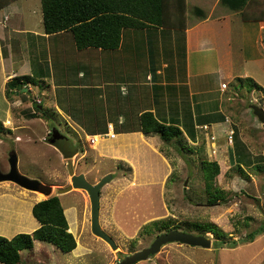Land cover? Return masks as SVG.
Here are the masks:
<instances>
[{
  "label": "rangeland",
  "instance_id": "374dc122",
  "mask_svg": "<svg viewBox=\"0 0 264 264\" xmlns=\"http://www.w3.org/2000/svg\"><path fill=\"white\" fill-rule=\"evenodd\" d=\"M216 1L186 0L187 23L205 20ZM252 4L247 11H255L262 22L259 25L251 22L244 29L239 27V19L234 18L233 42L235 39L237 56L243 57L240 48L245 37L246 57L237 61L236 78L231 83L227 80L215 83V77L210 76L217 95L221 88H228L223 96L227 106L221 107L223 113L213 114L220 124L208 125L209 130L205 131L206 125H201L209 122L208 119H199L200 125L195 132L204 135L197 136V143L189 146L178 139L167 143L158 134H154L158 145L146 140L150 147L136 137H132L131 144H123V138L99 143L98 137L85 138L79 128L71 127L54 107H44L45 113L41 114L36 107L24 109L21 115L16 113L15 117L27 121L32 118L27 119L25 113L36 117L18 130L20 139L12 136V130L0 131L3 137L0 171L10 172V156L16 153L19 173L51 189V192H37L10 181L0 182V236L5 234L3 237L12 239L18 234H32L35 231L32 229L40 227L32 207L58 196L65 209L69 232L77 243L72 253H64L52 244L35 241L32 249L21 253V264H119L150 248L159 235L172 230L208 237L212 247L169 244L137 264H264V231L254 242L245 241L248 235L264 228V124L253 115L250 107L258 105L264 109V1ZM19 5L27 12L35 11L43 21L41 0H20ZM195 8L203 10L205 17L196 15ZM206 58L209 59L207 70L213 72L211 53L206 54ZM222 83L226 88L221 87ZM43 90L44 86L36 90L37 105H45L48 101L45 92L41 94ZM1 108L0 121L3 122L6 115ZM75 108L79 114L85 107ZM88 117L94 120L93 114ZM88 117L84 115L79 119L81 125H88ZM97 122V128L89 131L107 126L104 117ZM57 129L59 135H54L55 140L63 141L61 134L78 148L73 157L65 158L50 143V135ZM114 156L124 158L117 160ZM161 157L170 159L171 171L166 172ZM203 161H216L220 166V174L210 191L204 185ZM69 163L75 174H84L93 185L112 175V180L100 192V225L118 245L116 251L92 233L91 202L87 192L75 189L58 195L59 189L71 184ZM9 226L10 231H1ZM210 226L215 229L214 233L208 232Z\"/></svg>",
  "mask_w": 264,
  "mask_h": 264
},
{
  "label": "crops",
  "instance_id": "0c3cea01",
  "mask_svg": "<svg viewBox=\"0 0 264 264\" xmlns=\"http://www.w3.org/2000/svg\"><path fill=\"white\" fill-rule=\"evenodd\" d=\"M221 1H216L205 20L187 23L185 29H125L116 50H79L71 32L46 34L35 11H25L19 5L20 0L10 4L0 10V107L6 115L0 123L20 139L18 130L34 120L15 115L36 107V90L44 86L41 94L45 92L48 101L40 107L59 110L67 123L79 128L85 138L98 137L99 143L123 138V144H131L132 137H136L147 147H150L147 139L158 145L157 135L149 138L139 130L140 116L152 112L161 123L179 127L186 144L197 143V136L204 135L195 132L200 125L198 121L203 117L209 122L201 125H219L213 114L223 113L221 107L227 106L223 96L228 88H221L217 95L210 76L215 77V83L218 80L231 83L236 78L237 61L246 57L245 37L240 48L243 57L237 56L234 18L239 19V27L244 29L251 22L258 25L262 22L245 20L243 11H232ZM208 53L214 62L213 72L207 70ZM20 76H29L34 82L9 99L7 84ZM75 107L85 108L78 114ZM91 114L94 120L88 117ZM84 115L89 119L85 126L79 120ZM103 117L107 126L89 131L96 129L97 120ZM161 158L166 172L171 171L170 159ZM1 231H10V226Z\"/></svg>",
  "mask_w": 264,
  "mask_h": 264
},
{
  "label": "trees",
  "instance_id": "16d2710c",
  "mask_svg": "<svg viewBox=\"0 0 264 264\" xmlns=\"http://www.w3.org/2000/svg\"><path fill=\"white\" fill-rule=\"evenodd\" d=\"M16 1L18 0H0V10ZM255 2L258 0L221 1L233 11H243L245 20L260 21L261 18L256 16L255 11H249L250 13L247 11ZM41 3L45 33L54 35L71 32L79 50L89 48L116 50L120 47L122 32L125 29L187 27L186 0H41ZM194 10L196 15L205 17L206 13L203 10L199 8ZM32 82L34 81L29 76L14 78L7 84V97L12 99L16 92H21ZM40 106L39 104L36 106V111L40 114L45 113L44 107ZM24 115L27 119L36 118L32 113ZM2 129L4 130V127L0 123V131ZM139 130L146 136L158 134L167 143L175 139L184 140V133L179 127L161 123L152 112H145L140 116ZM53 131L50 135L53 143H50L56 146L65 158L78 153V148L67 137L60 134L64 140L60 142L55 140ZM201 164L205 176L204 185L206 190L210 191L213 181L220 174V166L216 161H203ZM216 194L214 193L215 197ZM32 213L40 223V227L32 234H18L12 239L0 236V264H21V253L32 249L35 241L52 244L64 253H72L77 248L76 240L69 232L65 209L58 196L35 204ZM209 229L208 232H215L213 227L210 226ZM263 231L264 228H261L251 233L245 241L254 242L255 237Z\"/></svg>",
  "mask_w": 264,
  "mask_h": 264
},
{
  "label": "water",
  "instance_id": "95a60500",
  "mask_svg": "<svg viewBox=\"0 0 264 264\" xmlns=\"http://www.w3.org/2000/svg\"><path fill=\"white\" fill-rule=\"evenodd\" d=\"M253 115L264 124V109L258 105H251ZM55 134L56 131L54 130ZM11 170L5 174L0 171V182L10 181L30 191H49L45 185L38 183L37 181H31L30 179L22 176L18 170V157L16 153H12L10 156ZM71 184L63 189H59L58 195H66L73 190H83L87 192L91 202V230L92 233L98 238L105 241L113 250L118 249L116 242L103 230L100 225V208H101V189L112 180V175H108L99 183L93 185L86 180L84 174H75L73 166L69 163ZM260 206V203H258ZM169 244H181L195 248L210 249L212 247V240L205 236H195L189 233L181 232L179 230H172L170 232L159 235L153 242L150 248L137 252L130 257H127L119 264H137L148 260L151 256L158 254L161 249Z\"/></svg>",
  "mask_w": 264,
  "mask_h": 264
},
{
  "label": "built area",
  "instance_id": "2783aa9c",
  "mask_svg": "<svg viewBox=\"0 0 264 264\" xmlns=\"http://www.w3.org/2000/svg\"><path fill=\"white\" fill-rule=\"evenodd\" d=\"M224 88H226L225 86H223ZM203 129L206 131V130H208L209 129V127L208 126H205V127H203ZM115 137V135H111V138H114ZM231 139H232V137H231Z\"/></svg>",
  "mask_w": 264,
  "mask_h": 264
},
{
  "label": "flooded vegetation",
  "instance_id": "af4514ba",
  "mask_svg": "<svg viewBox=\"0 0 264 264\" xmlns=\"http://www.w3.org/2000/svg\"><path fill=\"white\" fill-rule=\"evenodd\" d=\"M56 136L59 135V134H55Z\"/></svg>",
  "mask_w": 264,
  "mask_h": 264
}]
</instances>
